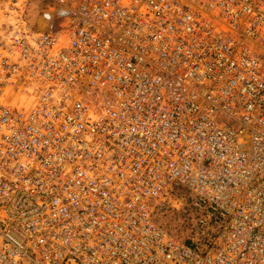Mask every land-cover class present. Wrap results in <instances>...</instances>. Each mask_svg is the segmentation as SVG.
Wrapping results in <instances>:
<instances>
[{
    "label": "built area",
    "instance_id": "built-area-1",
    "mask_svg": "<svg viewBox=\"0 0 264 264\" xmlns=\"http://www.w3.org/2000/svg\"><path fill=\"white\" fill-rule=\"evenodd\" d=\"M45 1L0 0V264H264V0Z\"/></svg>",
    "mask_w": 264,
    "mask_h": 264
},
{
    "label": "rangeland",
    "instance_id": "rangeland-1",
    "mask_svg": "<svg viewBox=\"0 0 264 264\" xmlns=\"http://www.w3.org/2000/svg\"><path fill=\"white\" fill-rule=\"evenodd\" d=\"M48 0L40 4V8L47 6ZM39 11H36L38 15ZM190 194L184 193V201L179 209H168L165 212L161 220L167 228L172 230L180 237L187 238L192 231V223L196 216V211L191 209L189 204Z\"/></svg>",
    "mask_w": 264,
    "mask_h": 264
}]
</instances>
